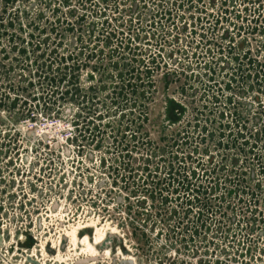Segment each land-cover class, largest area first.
Masks as SVG:
<instances>
[{
  "label": "rangeland",
  "instance_id": "1",
  "mask_svg": "<svg viewBox=\"0 0 264 264\" xmlns=\"http://www.w3.org/2000/svg\"><path fill=\"white\" fill-rule=\"evenodd\" d=\"M102 236L264 264V0H0V264Z\"/></svg>",
  "mask_w": 264,
  "mask_h": 264
},
{
  "label": "bare ground",
  "instance_id": "2",
  "mask_svg": "<svg viewBox=\"0 0 264 264\" xmlns=\"http://www.w3.org/2000/svg\"><path fill=\"white\" fill-rule=\"evenodd\" d=\"M80 230L79 229H75L74 230V233L72 234V238L73 239H75V240H79V234H80ZM103 235V234H102ZM103 238H101V239H98L97 241H95V242H97V243H95L96 245H94V246H92V255L90 256V258H96V257H99L98 256V254L97 253H100L99 252V246H101V243H102V240L104 239V236H102ZM89 238H86L85 239V241H84V243L86 244V245H90L89 244ZM77 243V242H76ZM89 251V250H88ZM107 253H108V251H107ZM105 256V255H104ZM89 258V259H90ZM127 260H132V261H134V259H127ZM82 261V260H81Z\"/></svg>",
  "mask_w": 264,
  "mask_h": 264
},
{
  "label": "water",
  "instance_id": "3",
  "mask_svg": "<svg viewBox=\"0 0 264 264\" xmlns=\"http://www.w3.org/2000/svg\"><path fill=\"white\" fill-rule=\"evenodd\" d=\"M104 248V247H103ZM103 255L96 257V258H90V259H82V261H77L76 264H95L96 262H99L103 259ZM119 264H135L132 260H122Z\"/></svg>",
  "mask_w": 264,
  "mask_h": 264
},
{
  "label": "built area",
  "instance_id": "4",
  "mask_svg": "<svg viewBox=\"0 0 264 264\" xmlns=\"http://www.w3.org/2000/svg\"><path fill=\"white\" fill-rule=\"evenodd\" d=\"M0 255H1V254H0ZM1 257H4L3 259H4L5 261H7V259H5V256H2V255H1ZM5 261H4V262H5Z\"/></svg>",
  "mask_w": 264,
  "mask_h": 264
}]
</instances>
